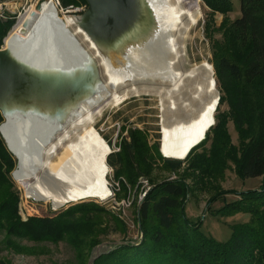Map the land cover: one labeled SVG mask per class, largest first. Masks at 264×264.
<instances>
[{
    "label": "trees",
    "instance_id": "1",
    "mask_svg": "<svg viewBox=\"0 0 264 264\" xmlns=\"http://www.w3.org/2000/svg\"><path fill=\"white\" fill-rule=\"evenodd\" d=\"M215 1L219 5L212 1L209 3L217 9H223L221 2L233 7L232 0ZM239 1L240 15L226 28L215 62L216 78L222 90L215 110L225 97L230 101L239 142H232L224 127L214 128L217 137L212 148L194 157L185 176L161 181L144 196L138 209L139 231L144 232L142 241L135 245H122L97 259L95 264H264V179L259 188L242 191L221 189L217 183L225 177L230 162L235 164L241 178L264 177V0ZM68 4L64 1L65 6ZM7 30V21L0 19V40ZM213 75L210 68L208 89ZM208 104L201 126L212 110L210 97ZM2 120L4 117L0 112V123ZM214 123L215 118L212 117L184 158L207 138ZM131 134L130 151L127 146L122 151L125 166L119 172L125 173L133 183L132 177L137 174L132 169L135 164H130L129 168L126 162L139 160L142 145L145 158L151 161L155 156L144 135L137 131ZM107 159L108 155L105 162ZM13 167L12 152L0 133V230L6 232L4 243L15 250H28L17 240L26 238L53 242L65 240L75 246L81 242L91 251L101 242L95 230L106 232L102 227L104 222H113L115 229L126 233L127 226L117 215L91 205L82 208L79 214L65 210L54 216L32 215L23 221L18 213V195L13 190L10 175ZM142 167L140 172L149 173L151 170L150 162ZM189 179L190 182L187 181ZM196 191L211 193L207 202L209 207L226 193L235 192L238 199L219 211L226 214L247 212L249 220L233 224L232 235L226 241L204 234L200 223L192 222L185 213L186 203ZM73 200L71 203L83 199ZM76 218L81 220L75 221ZM79 252L84 253V249L79 248Z\"/></svg>",
    "mask_w": 264,
    "mask_h": 264
},
{
    "label": "rangeland",
    "instance_id": "2",
    "mask_svg": "<svg viewBox=\"0 0 264 264\" xmlns=\"http://www.w3.org/2000/svg\"><path fill=\"white\" fill-rule=\"evenodd\" d=\"M59 1L64 9L57 6L54 0H0V19L7 21L8 26L6 34L1 37L0 49L5 46L6 37L16 21L19 20L18 18L33 7L40 12L44 5H54L56 15L65 21L64 30L69 32L68 28L73 23L71 21L72 16L82 13L87 8V3L85 0ZM64 1L69 2V4L65 6ZM209 1L219 5V2L215 0H196L202 16L198 26L188 31L186 54L190 62H200L202 60L209 62V67L214 72V75L211 77V88L206 89V97L207 105L209 106L208 100L210 97L213 106L207 121L203 126L200 124L186 151L180 156L181 158L167 157L160 150L161 132L158 97L152 94L131 95L127 99H123L117 106H108L94 121V127L113 150V152L108 154V159L105 162L107 166L106 184L112 192L108 197H78L74 199L83 200L71 203L70 200L74 201L73 199L68 200L69 202L63 201L59 195H49L39 189L30 188L19 178L18 172H20L23 165L20 153L18 155L21 164L16 176L13 175L14 170L18 167V160L8 148L12 152L14 162V167L10 172L14 184L13 190L18 195V213L23 221H26L32 215L54 216L65 210H72L75 214H79L82 208L84 209L91 205L117 215L127 226L126 233L122 234L115 229L113 222H104L102 227H105V233L95 230L99 241L138 239L140 234L138 221L139 205L155 184L185 176L188 166L194 157L212 148L215 137H217L216 129L214 128L224 127L230 134L232 142L236 144L239 142L230 101L225 97L224 101L219 104L218 110H215L218 104V94L222 95L221 85L216 78L215 62L216 52L220 49V43L225 38L226 28L240 15V1L232 0L233 7L231 8L227 5V2H221L220 5L223 9H217ZM67 7L68 9L66 10ZM207 105L203 115L207 113ZM212 117L215 118V123L208 130L207 138L197 145L190 152V155L184 158L191 145L201 136L206 123H209L210 120L212 121ZM132 131H137L144 135L147 146L155 156L151 161L149 158H145L142 153V145L138 154L140 155L139 160L130 159L126 162L129 168L131 167L130 164H135L132 169L137 174L132 177L133 183L129 181V177L125 173L119 172L125 166L124 161L122 162V151L126 146L129 150L132 142ZM159 154L162 155V158L159 157ZM148 162L151 164L150 172H140V168H143L142 166L145 167ZM225 171V177L219 179L217 183L221 189H227L228 191L230 189L235 191L256 189L262 185L264 179L263 176L241 178L235 164L232 162H230V168ZM187 181L190 182V179ZM210 196V192H194L186 203L185 213L192 222L200 223V230L204 234L213 236L219 241H226L232 235V225L248 221L250 214L243 211L234 214H226L223 211H219L224 205L238 199L239 195L235 192L226 193L223 197L214 200L209 207L207 202ZM58 203H63V205ZM51 206L60 209H53ZM103 214L106 215L107 213L103 212ZM77 220L81 219L76 218L75 221ZM5 237V230H0V264H87L91 252L81 242L75 246L65 240L53 242L50 240L34 241L26 238L17 240L19 244L26 246L28 250L17 251L4 243ZM79 248L80 250L84 249V253L81 254Z\"/></svg>",
    "mask_w": 264,
    "mask_h": 264
},
{
    "label": "bare ground",
    "instance_id": "3",
    "mask_svg": "<svg viewBox=\"0 0 264 264\" xmlns=\"http://www.w3.org/2000/svg\"><path fill=\"white\" fill-rule=\"evenodd\" d=\"M153 2L160 19L153 40L158 46L154 52L151 46L134 49L126 70L113 67L106 57L95 51L74 16L68 28L70 33L65 31V21L56 15L54 5L46 4L40 12L33 7L18 18L5 46L11 37L27 39L40 27H46L48 36L57 35L62 41L69 42L67 36L71 35L94 52L101 84L100 89L89 95L66 119L46 120L36 110L28 112V121L38 124L46 121L40 133L43 141L33 137L24 150L19 147L17 150L23 159L19 178L28 187L59 195L63 201L110 196L105 158L113 150L94 127V121L108 106H117L135 94L158 97L162 154L179 158L186 151L207 105L209 62H190L186 54L188 31L198 26L202 14L196 0Z\"/></svg>",
    "mask_w": 264,
    "mask_h": 264
},
{
    "label": "water",
    "instance_id": "4",
    "mask_svg": "<svg viewBox=\"0 0 264 264\" xmlns=\"http://www.w3.org/2000/svg\"><path fill=\"white\" fill-rule=\"evenodd\" d=\"M86 2L87 8L73 15L76 24L95 51L106 57L113 67L128 69L134 49L151 46V51L156 50L158 45L153 40L160 19L152 0ZM45 28H38L27 39L11 37L7 46L0 49V111L4 117L0 133L18 160L14 176L20 167L17 150H24L33 137L43 141L40 133L46 121L40 124L28 121V112L36 110L46 120L66 119L101 85L94 52L71 35H66L69 42L58 39L57 35L50 37ZM143 237L141 230L135 240L100 242L91 249L87 264H95L97 259L122 245L138 244Z\"/></svg>",
    "mask_w": 264,
    "mask_h": 264
},
{
    "label": "built area",
    "instance_id": "5",
    "mask_svg": "<svg viewBox=\"0 0 264 264\" xmlns=\"http://www.w3.org/2000/svg\"><path fill=\"white\" fill-rule=\"evenodd\" d=\"M55 1V3H56V5L57 6H60L62 9H64L63 8V6H62V4L60 3V1L59 0H54ZM68 9V7L66 8V10ZM20 16V15H19Z\"/></svg>",
    "mask_w": 264,
    "mask_h": 264
}]
</instances>
